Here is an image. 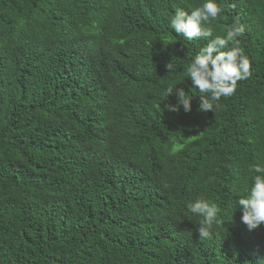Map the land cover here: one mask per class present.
<instances>
[{
  "label": "trees",
  "instance_id": "obj_1",
  "mask_svg": "<svg viewBox=\"0 0 264 264\" xmlns=\"http://www.w3.org/2000/svg\"><path fill=\"white\" fill-rule=\"evenodd\" d=\"M202 2L0 0V264H264L236 205L264 164V0H218L251 75L213 112L186 77L206 41L169 22ZM176 89L190 111L166 107Z\"/></svg>",
  "mask_w": 264,
  "mask_h": 264
},
{
  "label": "clouds",
  "instance_id": "obj_2",
  "mask_svg": "<svg viewBox=\"0 0 264 264\" xmlns=\"http://www.w3.org/2000/svg\"><path fill=\"white\" fill-rule=\"evenodd\" d=\"M223 12L218 0H203L202 4L190 11L177 8L170 17V26L176 34H182L188 41L202 39L206 41L192 57L186 68V77L190 78L192 87L199 90V109L214 110L215 102L235 91L237 82L250 75V62L239 46V39L244 28L238 21L224 29L223 35H214L211 22ZM168 71L173 65L167 64ZM174 86L166 89L165 96L173 93ZM183 89H176V103L166 105L171 111H178L182 106L185 112L191 110V99ZM185 147L178 141L172 153L180 152ZM253 174L251 184L246 186L243 194H237L236 205L240 206L241 222L247 230L256 229L264 223V164L249 166ZM236 207V206H235ZM188 212L202 219L196 224L199 237L211 238L213 225L218 222L216 204L203 197H196L186 202Z\"/></svg>",
  "mask_w": 264,
  "mask_h": 264
}]
</instances>
